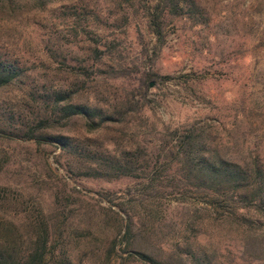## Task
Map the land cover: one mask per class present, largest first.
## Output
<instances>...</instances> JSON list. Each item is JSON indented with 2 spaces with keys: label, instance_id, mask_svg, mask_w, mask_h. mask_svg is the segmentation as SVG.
<instances>
[{
  "label": "rangeland",
  "instance_id": "1",
  "mask_svg": "<svg viewBox=\"0 0 264 264\" xmlns=\"http://www.w3.org/2000/svg\"><path fill=\"white\" fill-rule=\"evenodd\" d=\"M198 1L209 25L168 19L166 42L154 62L150 57L155 40L145 18L125 11L120 0H59L43 11L31 3L13 12L0 10V58L16 60L23 70L16 82L0 90V126L15 112L22 118L32 114L23 112L31 89L65 86L74 80L72 67L127 72L119 80H101L82 92L81 101L110 110L121 106L142 72L153 70L162 76L191 74L193 79L151 82L144 110L134 114L126 127L112 125L87 134L82 122H75L61 132L101 153L130 146L152 152L159 140L165 141L163 126L205 124L217 127L224 142H237L226 144L229 154L243 148L247 156L255 147L264 153V0ZM114 39L112 57L97 65L93 49H103L100 44ZM22 118L10 122L18 124ZM5 160L0 187L6 189L8 200L3 203L0 197V215L26 233L41 213L55 241L56 227L64 212L69 213L62 250L72 264H119L114 256L109 263L104 259L119 229L118 216L110 207L124 219L132 217L142 230L136 246L163 264H190L174 255L177 243L204 249L214 264H254L255 255L264 252V230L253 236L217 219L200 203H180L168 194L151 204L142 202L133 190L135 178L86 177L83 164L52 145L0 140V164ZM127 190L135 192L131 201L112 196ZM100 193H108L112 203L100 200ZM259 220L264 224V217ZM59 249L57 245L56 256Z\"/></svg>",
  "mask_w": 264,
  "mask_h": 264
},
{
  "label": "trees",
  "instance_id": "2",
  "mask_svg": "<svg viewBox=\"0 0 264 264\" xmlns=\"http://www.w3.org/2000/svg\"><path fill=\"white\" fill-rule=\"evenodd\" d=\"M56 1L59 0H0V10L13 12L18 6L31 3L43 11ZM153 1L155 3L151 4ZM120 5L126 8L125 11L145 18L146 28L155 40L151 62L159 57L165 45L168 19H187L192 26L209 25V18L198 0H120ZM100 45L103 49H93L97 65L112 57L117 42L114 39ZM70 70L75 79L65 86L45 84L41 91L39 88L29 91L30 103L23 112L26 109L32 114L22 118L19 112H15L7 116L6 121L2 120V142L52 145L73 155L83 164L86 177L105 180L135 178L137 183L133 190L142 202L151 204L168 194L180 203H200L215 213L217 219L228 220L253 236L264 230V224L259 220L264 217V153L260 147H255L247 156L243 148L229 154L226 144L237 142H224L215 126L195 123L185 127L163 126L161 136L165 141L159 140L152 152L144 147L130 146L129 149L115 148L101 153L93 150V146L84 145L82 140L72 138L66 134V130L65 133L61 132L75 122H82L87 134L98 133L112 125L126 127L134 114L144 110L151 82L157 81L161 85L177 80L187 82L193 79L191 74L162 76L153 70L142 72L136 85L126 91L121 106L110 110L97 102L81 101L82 92L101 80H119L127 72L123 68L106 70L93 65L72 67ZM22 71L16 60L0 58V90L16 82ZM14 117L22 120L18 124L10 122ZM228 136H231L230 133ZM7 162L5 160L0 164V171ZM133 190L112 196L131 201L129 196ZM0 197L5 200L3 203L8 200L6 189L1 187ZM99 197L104 202L112 203L108 193H100ZM108 209L118 216L119 229L104 255L105 263H109L114 256L119 264L130 261L163 264L162 260L136 246L142 230L136 228L132 217L124 219L112 207ZM69 216L64 212L63 220L56 227L58 238L54 241L41 213L29 225L28 234L0 215V264H72L62 250L63 229ZM196 227L193 231H196ZM57 245L60 247L58 256L54 254ZM117 245L120 252L116 249ZM174 255L190 264H214L204 249L190 243L182 247L177 243ZM255 257L254 264H264V252Z\"/></svg>",
  "mask_w": 264,
  "mask_h": 264
},
{
  "label": "water",
  "instance_id": "3",
  "mask_svg": "<svg viewBox=\"0 0 264 264\" xmlns=\"http://www.w3.org/2000/svg\"><path fill=\"white\" fill-rule=\"evenodd\" d=\"M153 86V83H150V87H152Z\"/></svg>",
  "mask_w": 264,
  "mask_h": 264
}]
</instances>
